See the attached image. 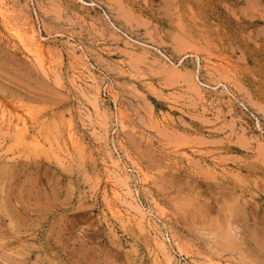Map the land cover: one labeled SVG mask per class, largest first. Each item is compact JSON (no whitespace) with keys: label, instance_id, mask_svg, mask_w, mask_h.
Segmentation results:
<instances>
[{"label":"rangeland","instance_id":"1","mask_svg":"<svg viewBox=\"0 0 264 264\" xmlns=\"http://www.w3.org/2000/svg\"><path fill=\"white\" fill-rule=\"evenodd\" d=\"M0 264H264V0H0Z\"/></svg>","mask_w":264,"mask_h":264},{"label":"clouds","instance_id":"2","mask_svg":"<svg viewBox=\"0 0 264 264\" xmlns=\"http://www.w3.org/2000/svg\"><path fill=\"white\" fill-rule=\"evenodd\" d=\"M203 238L206 239L209 244H213L217 240V237L214 233H206Z\"/></svg>","mask_w":264,"mask_h":264}]
</instances>
